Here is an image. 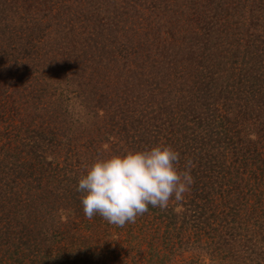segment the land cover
I'll use <instances>...</instances> for the list:
<instances>
[{
    "label": "trees",
    "instance_id": "trees-1",
    "mask_svg": "<svg viewBox=\"0 0 264 264\" xmlns=\"http://www.w3.org/2000/svg\"><path fill=\"white\" fill-rule=\"evenodd\" d=\"M251 1L264 13V0ZM139 3L147 0H0V95L16 92L33 108L29 121L17 127L31 151L22 148L18 158L0 151V241L12 248L17 264L23 263L20 254L25 251L39 254V264H115L109 258L112 247L107 237H117L124 227L98 214L92 219L85 216L77 191L81 169L67 163L75 173L67 171L51 187L43 182L56 160L57 151L50 152L61 142L54 141V115L60 116L59 127L75 123L67 109L48 111L56 102L48 104L47 95L56 92L59 84H69V91L75 89L78 99L87 100L91 119H103L95 127V143L105 144L117 136L113 153L167 144L180 154L178 167L190 169L193 183L184 199H171L166 208L149 205L144 213L164 219L163 233L173 231L175 240L179 237L175 230L190 227L193 246L202 245L210 253L208 264H264V52L254 49L259 45L253 41L259 36L244 40V46L253 49L248 47L247 55L233 62L237 74L233 80L229 67L215 63V68L208 64L209 56L180 55L171 47L173 42L157 35L154 26H160L148 17H144V40L141 33L135 40L127 37L130 45L115 40L112 26L122 28L140 11ZM214 3V9L224 14L226 0ZM210 29L206 26V33L195 39L204 42L203 48ZM144 49L146 60L139 61ZM94 59L100 72H82ZM153 62L161 67L149 69ZM219 71L225 75L220 77ZM224 77L231 83H220ZM128 80L132 82L126 84ZM98 82L101 92L96 94ZM46 118L51 122L49 135L40 128ZM66 127L56 130L68 146L72 138ZM95 153L96 159L103 154ZM26 155L31 157L27 167ZM85 156L89 160L92 153ZM66 168H56L55 173ZM33 173L34 188L24 179ZM35 188L41 192L36 194ZM73 215L79 220L67 222ZM86 229L92 233L86 234ZM150 239L145 243L153 254L155 243ZM160 240L165 241L161 236ZM142 250L138 248V254ZM40 253L51 256L50 263H44ZM197 260L196 264H203Z\"/></svg>",
    "mask_w": 264,
    "mask_h": 264
},
{
    "label": "rangeland",
    "instance_id": "rangeland-1",
    "mask_svg": "<svg viewBox=\"0 0 264 264\" xmlns=\"http://www.w3.org/2000/svg\"><path fill=\"white\" fill-rule=\"evenodd\" d=\"M243 1L244 0H226L227 3L225 6L228 8L225 9L223 14L222 10L220 11L214 9L213 4H215L214 2H216V0H147V3L137 4V8L140 11H138V13L134 16L128 18L122 28L120 27L121 24L119 26H112V28H115L114 38L115 40L118 39V42L121 43L125 40L126 43L130 45V41H128L127 37L131 36L130 38H134L133 40H135L137 35L141 33L140 37L144 40L145 37H142L143 32L145 31L144 17H148L151 22L159 24L160 29H157V26H154V31L157 32V35L159 37L161 36L167 38L169 42H173L171 47L175 51L179 50L180 55H183L185 52H190V56L192 55V58L197 59H205L209 56L208 59H210L211 62L208 64L212 63L215 68L217 67L215 63H221L220 65L222 68L228 66V74L232 72L233 75L231 78L234 80L237 79V74L236 72L234 73V71H236L234 68L236 63L234 64L233 62H240V56L247 55L246 52L248 47L253 49L252 46H244V40H249L251 36L252 38L253 36H259L256 40L253 38V41L259 45L254 46V49L264 52V48L261 47L264 46L263 10L258 8V3L256 1ZM223 2H225V0H223ZM57 4H59V2H57ZM55 6V9H57V5ZM221 6L224 7V5ZM206 22L209 24H205ZM206 26L211 27V29L209 31L210 35L207 36V47L203 48L204 42L198 44L195 42V39L200 36V32L201 34L206 33L204 31ZM259 41H261L263 45H261ZM127 52L129 53V50H127ZM139 53L141 54V57H138L139 61H143L142 59L146 60V57H143L146 53L145 49L144 51L140 50ZM132 56L133 54L130 55V60ZM102 59L103 61L105 60L103 56ZM148 59L150 61L151 57H148ZM94 61L95 59L93 60V65L92 62L88 63L89 66L86 65L88 68H83L84 70H82V72L87 73L89 70H91L93 74L100 72V68L96 66L97 62ZM103 61H101V63ZM124 64L128 65V59L127 61L125 59ZM244 65L245 64L242 66ZM151 66L155 68H157L156 66L161 67L155 62H153L149 67ZM153 67L149 69H152ZM232 69H234V71ZM140 70L143 71V68ZM224 75L225 74L219 71L220 77ZM229 80V77H224L220 78L219 82L223 84H230L231 82ZM128 82H132V80H128L126 84ZM68 85L69 84H59L56 92H54L55 90H50V95H47V100L49 101L48 104L52 101L56 102L53 108L52 103L48 106V111L57 107L62 110L67 109V113L71 115V118L75 121L72 125H69L65 121L67 127L64 123L63 127H59V124H61L59 115V117L54 115L53 121L51 120L54 127L58 129V131L60 128L66 127L65 131L67 130V134L70 135L72 139L69 143L70 145L67 146L65 143L66 138L64 140L63 136L61 137L55 129L54 135L56 136L54 137V141L57 142L61 140V142L54 147L55 150L50 152L53 155V153H56L57 151V154H55V162L53 161L51 166H49L52 173H49L50 175L48 176L50 177H48L46 173L43 178V182H47L50 187L54 186L58 182V178L62 175L64 176L67 171L72 170V172H76V170L71 169L68 164H70L72 168L79 167L81 169L79 172L82 174L85 170V166L91 163V160L93 161L96 159L97 153L95 152H102L103 154L101 155V158L113 154L114 147H112V144L113 141L117 140L116 136L115 138L112 137L111 141H107L105 143L106 145L103 144V141L102 143H95L97 142L95 141V136H98V132H96L95 127L97 126V122L99 125V122H103V119H100L99 121V118L97 117L94 122V119H91L93 117L91 116L92 114L90 109L85 108L87 100L78 99V94L75 92V89H71V91H69ZM93 86H96V84L94 83ZM91 87L92 85L90 83L87 86V89H90ZM70 88H72V86ZM95 89L96 88H93V91ZM100 90L101 83L98 82V90L96 94L101 92ZM126 90L128 91L127 87ZM131 94H129V96H131ZM58 103H60L61 106H59ZM32 111L33 108L23 103L20 96H18L16 92L8 90L5 94L2 93L0 95V151L6 152V155H13L16 158L20 156L18 152L23 149L26 151L28 150V152L31 151V147L29 143H27L28 139H23L24 141L22 142V138L25 137L22 133V129L20 128L19 130L17 127L21 124V121L25 124L29 121L31 115H33ZM57 111L55 114L59 113V111ZM39 121L40 119H38V122ZM45 121L46 122H43L42 125H40V128L43 132L49 135L48 123L51 122H49L47 118ZM77 122L78 127H76ZM50 127H52V125ZM17 132H19V135ZM122 143L120 141V144ZM86 152L87 157L90 153H92L91 158L88 157L89 160L86 156L85 158L83 157ZM29 157L30 155H26L24 158L23 162L25 163V167L28 166V160L31 158ZM33 160H35V163L37 162V159L34 156L32 158V161ZM64 165L67 167L64 172L60 171L59 173H55L56 168H61ZM28 169L29 168H27V170ZM24 179L30 180V183L33 185L36 181V173L28 175V177H25ZM32 188H34V185ZM34 190L36 194L41 192L36 188ZM171 202L172 200H170L169 203ZM140 216V218H136L134 223H126L125 226H123L124 229L117 233V237L111 235L107 237V240L111 243L112 247L111 251L108 252L109 258L113 260L115 264H144L146 261L148 264H186L190 260L193 261L192 264H196L194 260L197 259L203 264L210 263L211 258L209 251H207L202 245L193 246L192 242L194 241V234L192 233L190 227H183L179 231L175 230L179 237L178 239L175 237L174 240V236L171 237V235H175L173 231L170 232L168 230V234L163 233L165 231V221L163 222L164 219H159L152 214H142ZM75 219L79 220L78 216L73 215L69 220H67V222ZM142 219L144 220V225L141 224ZM65 226L66 223L64 224V227ZM140 226H143V229H139ZM111 227L112 225L110 226V229ZM149 228L151 229L150 231ZM84 232H86V234L92 233L88 229ZM160 236L168 242L167 246H164L163 243L165 241L160 240ZM168 236H170V238H168ZM150 237H153L155 243L153 254H151V252L146 248L145 243L146 240H151ZM201 240L203 242L206 241V236L202 235ZM138 248L139 250L144 249L142 251L145 252L138 254ZM11 249L12 248L10 246H6L2 241H0V264H4V260V262L7 263L13 262V264H17V261L12 259ZM40 256L41 258H44V263H46V261L50 263L51 256H48L46 253L42 255L40 253ZM21 258L24 260L22 264H39V254L34 256L32 253L25 251L22 252V255L20 254V259Z\"/></svg>",
    "mask_w": 264,
    "mask_h": 264
},
{
    "label": "clouds",
    "instance_id": "clouds-1",
    "mask_svg": "<svg viewBox=\"0 0 264 264\" xmlns=\"http://www.w3.org/2000/svg\"><path fill=\"white\" fill-rule=\"evenodd\" d=\"M180 154L170 145L127 149L97 158L79 175L77 191L88 219L98 214L108 223L124 226L152 207L180 201L193 183L190 169L178 167Z\"/></svg>",
    "mask_w": 264,
    "mask_h": 264
}]
</instances>
